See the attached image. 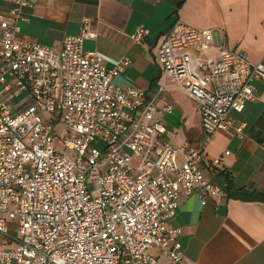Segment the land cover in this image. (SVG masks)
Here are the masks:
<instances>
[{"label":"built area","instance_id":"built-area-1","mask_svg":"<svg viewBox=\"0 0 264 264\" xmlns=\"http://www.w3.org/2000/svg\"><path fill=\"white\" fill-rule=\"evenodd\" d=\"M14 2L10 17L0 12V264H163L152 248L182 264L181 229L169 219L182 196L221 195L199 165L202 147L218 130L241 133L229 113L257 98L264 54L251 62L211 29L173 22L157 48L161 77L196 104L204 136L174 146L154 118L173 105L112 82L128 58L107 69L82 48L94 37L90 18L54 51L19 35V8L32 3Z\"/></svg>","mask_w":264,"mask_h":264},{"label":"crops","instance_id":"crops-1","mask_svg":"<svg viewBox=\"0 0 264 264\" xmlns=\"http://www.w3.org/2000/svg\"><path fill=\"white\" fill-rule=\"evenodd\" d=\"M30 1L31 6L19 8L16 23L20 36L59 51L63 38L78 34L83 19L88 17L94 37L84 39L82 48L100 52L107 69L113 60H130L112 82L141 89L158 107L173 105L170 113L154 115L155 120L165 119L161 141L168 120L187 114L175 99L174 90H179L168 78L161 77L156 58L158 45L175 20L197 29H211L217 41L242 51L251 62L260 61L264 54V0ZM14 6V0H0V12L8 17ZM138 27L146 33L136 39ZM253 84L257 98L246 102L242 112L229 113L231 119L243 123L241 133L229 135L218 130L202 147L199 165L220 187L221 195L208 197L204 204L196 193L182 196L169 219L171 226L181 229L178 242L182 264H264V202L227 198L224 177L206 166L219 159L215 168L224 169L236 185L264 193V79ZM203 139L199 125V139L185 140L178 146L184 142L200 146ZM226 151L229 153L224 154ZM151 252L167 263L158 249Z\"/></svg>","mask_w":264,"mask_h":264},{"label":"rangeland","instance_id":"rangeland-1","mask_svg":"<svg viewBox=\"0 0 264 264\" xmlns=\"http://www.w3.org/2000/svg\"><path fill=\"white\" fill-rule=\"evenodd\" d=\"M174 91L176 101L180 104L181 108L187 110V114L186 117H176L174 119L171 118L168 120L169 127L167 128L164 140L170 145L178 146L185 140L199 139V125L201 131L202 128L196 104L179 91ZM23 96H25V94H21L16 99H19ZM156 118H160L162 122L160 120L159 121L164 125L165 119L163 120L161 117ZM61 127L62 125L59 123L56 128L57 134L62 135L65 133V130H63V128L61 129ZM53 143L54 146L58 148L60 141L58 138H54ZM135 165L136 161L133 162V166Z\"/></svg>","mask_w":264,"mask_h":264},{"label":"trees","instance_id":"trees-1","mask_svg":"<svg viewBox=\"0 0 264 264\" xmlns=\"http://www.w3.org/2000/svg\"><path fill=\"white\" fill-rule=\"evenodd\" d=\"M212 172H215V175H222L224 177L223 193L227 198L264 202L263 192L236 185L231 176L225 173L224 169L213 168Z\"/></svg>","mask_w":264,"mask_h":264}]
</instances>
